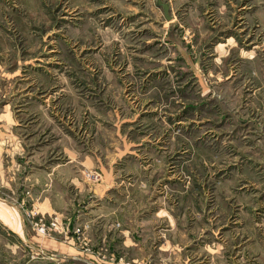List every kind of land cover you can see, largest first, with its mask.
I'll use <instances>...</instances> for the list:
<instances>
[{
  "label": "rangeland",
  "instance_id": "obj_1",
  "mask_svg": "<svg viewBox=\"0 0 264 264\" xmlns=\"http://www.w3.org/2000/svg\"><path fill=\"white\" fill-rule=\"evenodd\" d=\"M163 1L170 19L157 0H0V122L19 163L65 162L93 204L111 173L101 212L137 243L128 264H264V0ZM4 223L0 264H85Z\"/></svg>",
  "mask_w": 264,
  "mask_h": 264
},
{
  "label": "crops",
  "instance_id": "obj_2",
  "mask_svg": "<svg viewBox=\"0 0 264 264\" xmlns=\"http://www.w3.org/2000/svg\"><path fill=\"white\" fill-rule=\"evenodd\" d=\"M224 18L231 19V22L234 19L229 16L228 18L224 16ZM225 39L230 42L233 37L228 36ZM14 125L16 123L12 119L0 122V185L12 194L10 200L0 197V205L12 212L15 227L4 223L1 218L0 220L16 231L31 249L47 253V257L55 259V262H58L56 258L59 257L60 261L76 258L85 264H128L131 256L133 259L137 258L135 254L138 249L137 243L134 241L132 244L127 241V239L131 240L128 230L123 228L120 231V239L116 240L114 230H111L112 223L108 221L109 217L101 212L103 209L101 198H108L107 188L113 184L111 173L103 171L106 179H103L102 185L97 187V184L93 189L95 191L92 195L95 196L93 204L91 200H88L90 189L84 187L82 174L80 172L67 173L65 162L57 160L47 164L45 168L35 163L27 166L19 163V157L24 154L25 147ZM4 155L12 161L11 166H4L2 161ZM25 167H27L26 170ZM26 189L30 191L28 196L25 195ZM82 193L87 200L84 204ZM89 204L91 207L84 210ZM29 205L33 208L31 213L36 214L35 218L46 217L48 220L42 222L56 221L57 223L58 228L51 229L47 233L49 236L45 244L38 238L34 227L29 225L30 221L27 223L24 219L22 212L30 209ZM93 210L96 212L95 215H90ZM88 213L89 216L85 215ZM86 220L89 221L91 227L88 230L84 228L82 235L88 232L87 237L80 239L79 234L69 231L70 226L78 225ZM58 235L60 237H57ZM115 240L118 249L113 251L115 245L112 248L110 245L111 242L114 244ZM119 248L123 249V254L117 252Z\"/></svg>",
  "mask_w": 264,
  "mask_h": 264
},
{
  "label": "built area",
  "instance_id": "obj_3",
  "mask_svg": "<svg viewBox=\"0 0 264 264\" xmlns=\"http://www.w3.org/2000/svg\"><path fill=\"white\" fill-rule=\"evenodd\" d=\"M36 229L41 233H46L49 230L58 228L56 221H51L48 224L45 222H35Z\"/></svg>",
  "mask_w": 264,
  "mask_h": 264
},
{
  "label": "water",
  "instance_id": "obj_4",
  "mask_svg": "<svg viewBox=\"0 0 264 264\" xmlns=\"http://www.w3.org/2000/svg\"><path fill=\"white\" fill-rule=\"evenodd\" d=\"M158 5L162 7L163 15L166 19H170L171 15L169 13V5L163 0H157Z\"/></svg>",
  "mask_w": 264,
  "mask_h": 264
}]
</instances>
